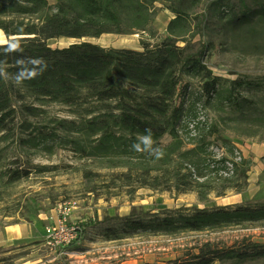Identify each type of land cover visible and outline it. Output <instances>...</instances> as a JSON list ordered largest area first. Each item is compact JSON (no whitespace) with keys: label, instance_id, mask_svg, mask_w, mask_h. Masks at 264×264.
Here are the masks:
<instances>
[{"label":"trees","instance_id":"obj_1","mask_svg":"<svg viewBox=\"0 0 264 264\" xmlns=\"http://www.w3.org/2000/svg\"><path fill=\"white\" fill-rule=\"evenodd\" d=\"M157 4L174 16L160 42H142L138 51L90 41L110 34L154 37ZM214 30L238 54L264 60V0H0V31L8 40L0 44V145L12 141L22 152L16 169L7 166L1 173L0 166V180L10 185L27 179L29 149L61 139L79 160L109 171L108 190L195 193L204 204L213 194L243 191L250 161L235 157L234 149V159L225 152L217 156L210 145L229 146L228 131L264 142V94L230 93L227 110L219 79L205 65L208 51L219 46L211 38ZM61 38L79 41L49 46ZM195 80L202 82L196 98ZM203 100V108L215 114L211 122L197 111ZM50 106L67 108L72 119H52V129L28 134ZM83 175L89 185L101 178L93 170ZM261 227L264 202L257 201L163 213L134 210L108 219L102 236L110 242ZM198 250L187 264L264 260V243L247 238L222 248L208 241Z\"/></svg>","mask_w":264,"mask_h":264},{"label":"rangeland","instance_id":"obj_2","mask_svg":"<svg viewBox=\"0 0 264 264\" xmlns=\"http://www.w3.org/2000/svg\"><path fill=\"white\" fill-rule=\"evenodd\" d=\"M158 16L155 23L154 37L146 35H103L91 42L105 48L132 49L142 51V42L156 44L167 34L168 23L173 14L162 7L156 6ZM228 19V18H226ZM5 38L3 44L8 40ZM212 40L219 45L210 49L205 58V65L219 79L218 88L223 104L229 109L227 97L259 96L264 94V60L245 58L231 48L230 41L215 30ZM82 39L80 41H84ZM79 40L54 39L48 41L54 49L65 48ZM184 46V45H182ZM196 49L198 46H195ZM194 49V50H196ZM244 82V85L238 82ZM253 83L249 88L248 83ZM202 82L195 80L194 98L200 94ZM220 99V96H219ZM205 100V99H204ZM204 100L199 103L197 111L200 119L214 120L211 109L203 108ZM218 107H222L217 103ZM43 118L33 120L34 126L28 134H36L41 130L52 129V119H72V114L65 107L50 106ZM44 119V120H43ZM59 133V132H58ZM61 135V134H59ZM225 140L211 147L210 151L217 156L225 152L234 159L242 156L251 163L249 183L243 191H228L225 196L211 195L210 201L201 203L195 193L177 194L175 192H159L150 189L128 190V188H112L105 186L111 177L107 169H98L78 159L70 146L60 144L61 139L48 142H38L37 147L29 149V157H24L29 171V177L14 184L7 185L6 179L0 180V230L11 224H31L40 232L39 238L18 242L14 246L0 250V264H187L199 248L208 241L219 248L241 242L244 238L254 242L264 243V228L229 229L220 232L185 233L178 236H136L131 239L113 243H102L89 239L87 225L107 221L115 216L125 217L132 211L163 213L185 207H223L248 202H264V142L259 138L238 136L232 131L224 134ZM48 146L52 149H46ZM221 146L224 150L220 149ZM234 149V156L230 150ZM227 152V153H226ZM21 150L15 148L12 141L8 145H0V166L3 172L16 169ZM238 160V159H236ZM93 170L101 174L94 184L84 179L83 170ZM95 191L91 192L90 188ZM69 207V221L80 227V233L75 243L65 247L52 248L46 241V228L52 223L51 217L59 211V206ZM95 220V221H93ZM215 264H234L232 262H217ZM239 264H264V260L242 262Z\"/></svg>","mask_w":264,"mask_h":264},{"label":"crops","instance_id":"obj_3","mask_svg":"<svg viewBox=\"0 0 264 264\" xmlns=\"http://www.w3.org/2000/svg\"><path fill=\"white\" fill-rule=\"evenodd\" d=\"M52 222L55 220V216L51 217ZM110 219V218H109ZM95 221V220H93ZM108 221V219H107ZM105 221L88 223L87 230L89 239L102 242V243H113L118 241H105L102 236V228L105 226ZM40 232L36 229V226L31 224H11L0 230V250L14 246L18 242L32 240L39 238ZM122 241V240H120Z\"/></svg>","mask_w":264,"mask_h":264},{"label":"built area","instance_id":"obj_4","mask_svg":"<svg viewBox=\"0 0 264 264\" xmlns=\"http://www.w3.org/2000/svg\"><path fill=\"white\" fill-rule=\"evenodd\" d=\"M70 217V208L60 205L55 220L46 228V241L52 248L65 247L77 241L80 227L72 224Z\"/></svg>","mask_w":264,"mask_h":264},{"label":"bare ground","instance_id":"obj_5","mask_svg":"<svg viewBox=\"0 0 264 264\" xmlns=\"http://www.w3.org/2000/svg\"><path fill=\"white\" fill-rule=\"evenodd\" d=\"M4 40H5L4 36L0 34V44H3Z\"/></svg>","mask_w":264,"mask_h":264},{"label":"water","instance_id":"obj_6","mask_svg":"<svg viewBox=\"0 0 264 264\" xmlns=\"http://www.w3.org/2000/svg\"><path fill=\"white\" fill-rule=\"evenodd\" d=\"M6 37V36H5ZM11 39H14V37H11Z\"/></svg>","mask_w":264,"mask_h":264}]
</instances>
